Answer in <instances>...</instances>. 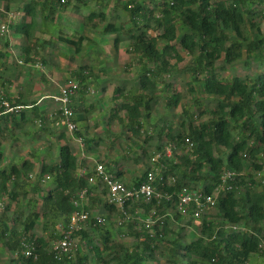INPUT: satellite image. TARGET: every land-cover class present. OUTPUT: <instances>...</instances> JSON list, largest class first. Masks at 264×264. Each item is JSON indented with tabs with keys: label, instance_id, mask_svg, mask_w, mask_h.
Returning <instances> with one entry per match:
<instances>
[{
	"label": "trees",
	"instance_id": "obj_1",
	"mask_svg": "<svg viewBox=\"0 0 264 264\" xmlns=\"http://www.w3.org/2000/svg\"><path fill=\"white\" fill-rule=\"evenodd\" d=\"M2 1L3 5H0L5 9L16 11L11 6L15 0ZM77 1L80 7L81 2L88 5L84 0ZM96 1L97 9H90L83 18V30L75 29L70 36L60 33L54 36L55 42L52 38H41L34 44V49L46 50L61 44L71 48L75 55H82L88 48L87 44H96L84 34L87 28L101 31L102 37L114 34L112 46L115 51L120 44L127 43L128 53H134V60L138 58L135 60L137 67L134 68L133 62L131 68L137 82L129 90L126 82L114 89L113 100L118 103L110 110L109 118L111 122L119 119L123 123L119 113L125 112L127 122L121 127L131 137H140L147 131L150 135L146 134L145 142L158 138L155 154L162 153L167 144L176 146L173 159L161 161L167 165L165 177L171 176L176 180L173 186L162 190L173 193L175 197L172 202L158 203L154 200L149 204L141 202L134 205L129 212L135 216L139 210L144 222L132 220L120 225L121 210L107 201V188L100 180L94 186L89 183V178L96 174L97 164L104 165L107 173L122 180L125 171L120 168L119 161L91 165L92 160L86 156L80 160L71 145L66 144L60 147L56 163L41 165L33 175L34 182L30 176L35 166L30 160L22 165L0 168V201L5 205L3 195L12 184V189L7 192L10 200L7 210L11 201L18 206L16 215L10 216L5 211L0 216V248L10 253L9 264L153 263L157 260L159 244L164 243L171 232L172 220L186 219L191 225L199 221L198 235L191 242H186L180 235L174 240H166L171 245L169 252L173 264H249L255 256L264 257V31L258 21L264 20V0H129L126 3L113 0L116 1L114 10L129 16L128 38L123 36V26H118L117 21L108 20L106 23L111 0ZM68 6L70 0H31L24 7V18L11 27L13 33L30 41L33 31L27 16L39 8L45 13L46 20L52 21L60 9ZM9 44L7 41L6 45ZM32 49L30 46L24 49L25 64L37 62V52L32 55ZM182 54L193 60L189 71L191 80L186 84L188 90L194 93L197 89L214 108H204L200 100L195 99L197 112L200 117L208 116L207 120L194 124L198 113L184 108L179 116V128H176L173 110L180 106L182 95L172 94V90L180 74L178 65L185 60ZM93 56L92 51L86 53L84 61L88 62ZM2 57H8V54L0 53ZM69 59L72 62L75 58ZM41 61L46 67L48 60L42 57ZM239 63H243V70H252L253 74L237 75ZM100 72V75L96 74L93 66L82 63L65 81L64 85L70 81L79 84V93L72 100L76 124L85 122L86 126L88 112L96 109L94 104H90V108L86 106L85 95L87 92L92 95V86L102 85V90H106L109 79L105 77L104 68H100ZM5 80L2 87L6 93L2 98L10 95L6 86L12 88L15 83L10 78ZM159 94L165 96L166 111L155 117L152 124L153 106L159 103ZM45 100L29 105L20 100L11 103L9 99L12 106L23 109L0 117V134L8 127H21L27 122L28 114L30 120L41 123L43 127L48 121L59 122V118L49 120L55 111L49 112L47 108L40 111ZM150 125H153L151 131L144 129ZM74 136L82 139L86 152L95 150L94 141L84 137L79 128ZM59 137L65 138L66 132H60ZM186 139L192 146L186 143ZM143 156L151 161L152 156L145 149ZM2 158L0 150V160ZM81 168H87L88 174L79 178ZM149 171L150 166L134 181L124 182L125 185L128 188L139 186ZM227 171L236 173L235 179L229 181L232 189L221 192L215 208L205 212L199 220L184 218L178 212L180 193L188 189L210 195L221 185L222 176ZM84 189H88L84 209L90 213L92 222L87 229L77 233L75 239L79 243L84 242L87 252L79 250L75 255H64L58 260L52 252V243L61 236L56 226L59 223L67 226L72 214L78 210L73 200ZM30 191L35 194L34 198L27 199ZM102 205L104 213H97ZM113 214L117 216L113 222L119 229L118 235L136 239L133 247L116 240L115 232L108 226ZM95 216H101L105 224H97ZM41 219L47 220L44 231L49 228V221L53 226L49 238L36 234L35 229ZM149 219L154 224L147 228L145 221ZM233 226L239 229L233 230ZM26 243L35 246L37 259L25 256Z\"/></svg>",
	"mask_w": 264,
	"mask_h": 264
},
{
	"label": "rangeland",
	"instance_id": "obj_2",
	"mask_svg": "<svg viewBox=\"0 0 264 264\" xmlns=\"http://www.w3.org/2000/svg\"><path fill=\"white\" fill-rule=\"evenodd\" d=\"M29 1L31 0H15L11 3V6L13 10H16L15 12H19L22 15V18H24V7ZM84 1H86L88 5L81 2L80 7L77 5V0H70V6L60 9L52 21L46 20L45 13L41 9L36 8L33 15L26 17L27 21L32 24L31 31H33V37L30 41H28L25 36L19 34L15 35L12 28L9 34L3 36L0 34V53L6 52L8 54V57H2V59L0 58V92H5V89L2 87L4 86L3 82L7 81L5 79L10 78L17 83V87L13 86V88H9L6 86L7 90L11 89L13 92L17 90V92L21 91L22 97H26V99L29 100L39 101L42 97L44 100L45 98H51L57 93L56 85H54V88L56 89H54L52 93L50 92L51 86L53 85L49 81L50 78H53L55 83L62 82V84H65L66 79L68 77H72V72L77 70L82 63L93 66L95 73L99 75L101 74V72L99 73V69L104 68L105 77H107L106 79H109L106 90H102V85L92 86V95L89 92L85 95L86 106L90 108V104H94V107L96 105V109L94 111L91 109L90 112H88L87 128L85 126V122L77 123V126L84 134V137H88L94 141L93 146L95 150L86 152L84 142L82 141L81 143H78L75 140L76 137L74 134L72 135L68 133L65 126L51 125L48 121V123H44L43 127L41 123L35 122L32 119L30 120L31 116L29 117L28 115L27 122L21 127H8L0 134V150L3 152V158L0 160V168H9L13 164L22 165L24 161L31 160L35 166V171L31 173L32 175L30 177L34 178L33 175H36L37 171H39L38 169L43 163H56L60 147L70 144L78 158L82 160L83 157L86 156L88 159L92 160L91 165H95L97 162L106 164L108 161L112 160L119 161V165L121 166L120 168L125 171L122 181L128 183V181H134L137 177H140L145 172L147 167L150 166L149 159L144 156L142 157L143 150H147L148 155L153 156L159 143L158 138H155V140L150 142H145L146 134L150 135L147 131H145V133L140 137H131L129 133L126 134V131H124L121 127L127 122V115L125 112L119 113V117L122 118L123 123H121L119 119H114L111 122L109 118L110 110L118 103L113 100L114 89L118 85L126 82V87L129 90L131 89L130 87L132 84L134 85L137 82V80L133 78V71H131V68L133 62H135V60L137 61L138 58L134 60V53H128L127 43L120 44V48L115 51V48L112 46V41L115 38L114 34L102 37L101 31L93 30L92 28H87L84 34L96 44L93 46H90L91 43L87 44L86 47L88 48L82 53V55H75L71 48L61 44H57L56 47H48L46 50H41L40 48L34 49V44L41 38H52L55 42L56 37L54 36L58 34L60 35V33L64 34V36H70L72 31L75 29L83 30V18L89 13L90 9H97L96 0ZM127 1L129 0H122L123 3H126ZM0 3L3 5L2 0H0ZM115 3L116 1L114 2L111 0V6L107 10L106 23H108V20L117 21L118 26H123V36L128 38L130 35L127 29L130 26L129 16L119 10H114ZM1 7L3 10L8 11L3 6ZM0 16L4 17L3 13H0ZM258 21L260 22L261 29L264 31V20L259 19ZM103 26L104 25H102V27ZM44 33L45 35L42 37V34ZM7 41L10 43L9 45H6ZM27 46L33 48L31 50L32 55L37 52V58L35 61L38 62H36V65L40 66L38 69H29L30 72L27 74L28 78L23 76V72H27V69L29 68L24 63V49H26ZM36 46H38V44ZM103 48L105 50H102ZM90 51H92L94 56L92 58L89 57L88 62L84 61V55ZM95 51H97V54H95ZM182 56L185 60L183 63L178 65V71L180 74L178 75L175 86H173L174 90H172V94L180 93L182 95L180 106L176 110H173L175 114V119L173 121L176 123V128H179L177 126L180 122L179 116L184 108L189 109L195 114L198 113L197 108L194 105L195 99L200 100L204 108H214V105L208 102L207 97L201 96L197 89L194 93H191L188 90V86L186 84L191 80L189 71L192 69L193 60L187 54H182ZM42 57H45L48 60L46 67L42 64ZM70 57L75 58L74 61L70 62ZM19 61H22L24 65L19 64ZM137 65L138 62H135L134 68H136ZM237 67L238 72H235L237 75L246 76L248 74H253L252 70L249 72L243 70V63H239ZM239 69H241L240 72ZM254 70H256L257 73L259 72V70L255 67ZM16 76H18V79H16ZM27 93L31 94V98L27 97ZM11 96L12 95H8L12 102L18 101L17 94L12 96L13 99H11ZM158 96L161 97V99L159 100V103L153 106L152 124L155 121V117L158 118L162 116L164 111H166L164 109V100H166L164 98L165 96L163 94H159ZM51 102L52 101L49 99L44 101L46 105L50 106L48 109L49 112L56 111L58 106ZM201 109H203V107ZM198 114L196 116L194 115V124L196 125L208 118V116L200 117V114L199 116ZM37 121L39 120L37 119ZM151 126L153 125L145 126L144 129L146 130L149 128L148 130L151 131ZM62 131L66 132L65 138L59 137L60 132ZM114 136L122 137L114 139ZM111 170L116 172L114 168H111ZM34 181L35 178L31 180V182ZM11 189L12 184H9L7 192ZM7 192L3 195V198H5V205L3 209H0V216L5 211H7L10 216L16 215L18 207L16 202L11 201L9 210H7V204L10 202ZM34 195L33 191H30V195H28L27 199L32 196L34 198ZM101 207L102 208H98V211L100 213H104L103 205ZM114 215L115 214L111 216L112 221L109 222L108 226L113 230V232H115L116 240L122 242V244H125L127 247H133L137 242L135 238L132 236L124 237L122 235V237L118 235L120 234L119 229L115 227L113 222L117 219V216ZM143 219L144 218H142V220ZM148 221L152 220L149 219ZM45 223H47V220L41 219L35 231L37 236H45L46 238H49V232L52 231L53 226L49 221V228L47 231H44ZM188 223V219L183 221L172 220L169 226L171 232L168 234L165 242L159 244L160 249L157 253L156 262L148 264H173L170 257L171 253L169 252L171 245L168 241L166 242V240H174V238L176 239L179 235L183 237L186 242L195 240L198 235L197 228L200 223L199 221L195 222L193 225ZM61 228L62 225L60 223L57 224L56 230L58 232ZM98 237L99 236H97V238ZM80 250L84 253L87 252L86 245L83 241L80 242ZM10 260V253L6 249L0 248V264H9ZM249 264H264V257L255 256Z\"/></svg>",
	"mask_w": 264,
	"mask_h": 264
},
{
	"label": "built area",
	"instance_id": "obj_3",
	"mask_svg": "<svg viewBox=\"0 0 264 264\" xmlns=\"http://www.w3.org/2000/svg\"><path fill=\"white\" fill-rule=\"evenodd\" d=\"M0 13H3L4 17L0 16V34L1 36L9 34L11 27L16 25L20 19L21 14L15 11H5L0 6ZM23 64L22 61L19 62ZM37 69L39 65L35 66ZM79 93V84L76 81H70L68 84L63 85L59 89V93L52 96L51 99L57 106L58 110L51 113L49 120L59 118L57 125L65 126L66 130L70 134L78 129L77 124L74 122L75 114L72 109V100ZM12 103V102H11ZM7 96L0 99V117L6 114H12L20 112L23 107L12 106ZM29 106L28 108H30ZM78 143L82 142V139H76ZM186 143L190 146L189 139H186ZM176 146L174 144H167L162 153H156L152 156L150 161V171L147 174L145 181L137 187L128 188L122 180H117L112 174L107 173L104 165L97 164L96 174L89 178L90 185H96L100 180L101 183L107 188L106 199L110 204L118 206L121 210L122 218L119 219V224L129 222L132 220H138L144 222L141 217V213L138 210L136 215H131L130 208L141 202L149 204L156 200L158 203L162 201L172 202L175 195L169 192H163L164 187L173 186L176 182L174 177H165V171L167 165L164 162L165 159L171 160L174 156ZM88 174L87 168H81L78 172V177L81 178ZM236 176L235 172L227 171L222 176L221 185L210 195H205L200 190H184L178 195L177 208L178 212L184 218H194L195 220L201 219L202 215L216 207L218 198L221 192L231 190L232 186L229 185L230 180H234ZM88 189L82 190L76 199L73 200V204L78 210L72 214L69 223L66 227L59 230L60 237L52 243V252L55 253V258L61 260L64 255H75L80 250V243L75 239L77 233L82 232L91 225V215L84 209V204L87 201ZM92 196H94L92 194ZM4 208V203L0 201V209ZM96 223L104 225L105 220L101 216H95ZM146 227L150 228L154 221H145ZM238 226H233V230H238ZM262 247V246H261ZM264 247V246H263ZM262 247V248H263ZM24 254L26 257L38 258L36 248L33 244H24Z\"/></svg>",
	"mask_w": 264,
	"mask_h": 264
},
{
	"label": "crops",
	"instance_id": "obj_4",
	"mask_svg": "<svg viewBox=\"0 0 264 264\" xmlns=\"http://www.w3.org/2000/svg\"><path fill=\"white\" fill-rule=\"evenodd\" d=\"M20 23V22H19ZM120 48V47H119ZM20 62V61H19ZM20 64V63H19ZM22 65H24V64H22ZM26 66H28L29 68L27 69V72H23L24 73V75L23 76H25L26 78H28V76H27V74H28V72H30V70L29 69H35L36 67V63L35 64H25ZM37 69V68H36ZM33 72V71H32ZM31 72V73H32ZM17 78L16 79H18V76H16ZM44 81V80H43ZM43 81H41V82H43ZM49 81L53 84L52 86H51V89H50V92L52 93L53 91H54V89H56L57 88V93L56 94H58L59 93V89H60V87L64 84H62V82H57V83H55L54 82V79L53 78H50L49 79ZM19 82V81H18ZM54 85H56V88H54ZM13 86H15V87H17V83H14L13 84ZM13 86H12V88H13ZM17 90V89H16ZM18 91V90H17ZM17 91H15V92H13L11 89H9L7 92H9V94L10 95H12V96H14V95H16L17 94V98H18V100H20L21 102H23L24 104H33L34 102H36V100H29V99H26V97L24 98V97H22V92L20 91V92H17ZM4 93H6V92H0V96H1V98H2V96L4 95ZM11 96V99H13V97ZM8 97V96H7ZM27 97L28 98H31V94H28L27 93ZM0 98V99H1ZM9 98V97H8ZM43 98V97H42ZM42 98L39 100V102L42 100ZM12 103H15V101H13ZM49 109L50 108V106H48V105H46L45 103L41 106V110L40 111H43L44 109ZM50 114V113H49ZM29 115V114H28ZM27 115V116H28ZM29 117H30V115H29ZM51 125H57V123H51V122H49ZM60 136V135H59ZM31 161V160H30ZM99 211L97 210V213H98ZM100 213V212H99Z\"/></svg>",
	"mask_w": 264,
	"mask_h": 264
},
{
	"label": "clouds",
	"instance_id": "obj_5",
	"mask_svg": "<svg viewBox=\"0 0 264 264\" xmlns=\"http://www.w3.org/2000/svg\"><path fill=\"white\" fill-rule=\"evenodd\" d=\"M21 16H22V15H21ZM21 19H22V17H21ZM21 19H20V20H21ZM17 24H18V23H17Z\"/></svg>",
	"mask_w": 264,
	"mask_h": 264
}]
</instances>
